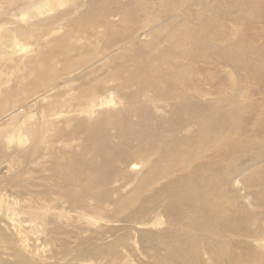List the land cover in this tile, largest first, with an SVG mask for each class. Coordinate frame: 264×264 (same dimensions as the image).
Listing matches in <instances>:
<instances>
[{
  "label": "bare ground",
  "instance_id": "6f19581e",
  "mask_svg": "<svg viewBox=\"0 0 264 264\" xmlns=\"http://www.w3.org/2000/svg\"><path fill=\"white\" fill-rule=\"evenodd\" d=\"M33 1L0 0V26L12 27L1 39L3 47L23 41L27 27L34 28L32 24L24 26L14 20L24 16ZM238 1L243 5L237 6ZM78 2L68 3L64 14L52 18L50 28L35 38L45 42L38 46L33 57L14 62V69L21 72L18 82L28 83L32 90L39 89L34 104L46 103L40 108L42 121L38 126L54 124L51 117L60 116L63 109H67L75 115L72 123V119L69 122L65 119V124L74 128L75 134L48 136V130L38 128V136L43 141L42 156L55 161L47 171L54 174L59 171L61 177L52 182L42 178L40 181L46 188L43 193L11 197L12 202L8 201L4 209L0 203V241L5 237L8 248L16 256L15 261H7L8 251L0 245V264H45L27 255L28 244L23 237L28 232L15 225L18 210L26 212L27 223L46 221L50 229L45 227L44 235L67 237L69 229L73 228L71 224L78 220L117 222L116 215L122 213L123 207H133L136 203L132 200L140 198V184L144 185L140 201L149 207L123 222L128 223V230L135 235L134 243L141 244L143 250V238L150 232H137V227L149 222L150 198L155 196L158 206L153 211L156 217L161 216L159 211L164 207L162 216L171 221L166 230L151 232L166 238L160 247L165 248L166 243L173 247L162 264H241L249 258L252 264H264V227L256 231V226L252 228L253 223H248L249 219L258 218V214L244 200L245 196L231 197L232 192L238 193L236 185L241 176L264 161V143L258 145V140L253 139L255 134H251L252 137L249 134L251 115L245 110L243 97L235 94V86L225 97L202 104L201 86L213 84L215 78L189 77L193 70L201 71L198 61L207 59L216 39L221 38L225 30L234 36L264 21L262 15L251 14L258 1L187 0L180 9L159 12L151 21L150 13L145 16L131 6H127L122 15L108 11L99 17L90 8L83 21L62 25L69 15L86 7L88 1ZM229 15L235 16V23L227 17ZM143 17H147L148 24L139 29L136 25ZM126 24H129L127 32L115 37L116 28ZM151 34L155 36L152 41ZM162 36L168 47L160 50L159 43L155 42ZM107 37L112 46L106 52L97 51L98 42ZM130 51H136L135 59ZM150 52L161 62L162 70L157 73V69L150 70ZM218 57L212 62L217 72L223 71V65L241 64L245 58L236 59L227 49ZM102 72L107 74L106 78L101 76ZM7 92L12 91L8 89ZM150 93L154 99H150ZM20 95L24 101H29L10 108V121L33 100L24 97L26 93ZM150 102L154 107L163 106L167 114L170 113L158 118L163 129L150 130ZM116 105L122 108L113 110ZM227 106L233 107V111L221 110ZM142 108L148 114L146 122L139 121ZM122 116L124 120L111 124L109 132L101 131L107 120ZM134 117L138 120H133ZM200 121L207 122V133L193 140L190 138L193 134H204L205 128ZM218 126L233 133V136L222 138V145L227 146L225 154H219L216 145ZM33 129L31 124L25 123L18 132L30 134ZM260 133L264 134V129ZM81 142L84 147L77 145ZM66 146L74 147L67 152H56L57 147ZM150 153L160 155L157 162L150 163ZM239 158L244 161L241 167L235 168L234 162ZM219 166L227 169L228 175H221ZM152 172L156 175L150 184ZM160 180L165 184L152 194L153 183ZM27 184L28 180L21 181L16 176L8 186L24 189ZM52 190L60 193L58 205L53 204ZM108 206H113L114 210ZM111 230L117 232L115 228ZM15 235L20 240L15 239ZM104 236H113V233ZM120 247L127 249L128 245L117 238L95 247L105 253L104 257H97L93 252H72L64 261L65 264H76V260L88 264H124L121 259L117 260L116 250Z\"/></svg>",
  "mask_w": 264,
  "mask_h": 264
},
{
  "label": "rangeland",
  "instance_id": "374dc122",
  "mask_svg": "<svg viewBox=\"0 0 264 264\" xmlns=\"http://www.w3.org/2000/svg\"><path fill=\"white\" fill-rule=\"evenodd\" d=\"M72 1L73 0H34L32 6L28 7L24 11V16L21 18H14V20H19V22L24 24V26H29V24H32L34 28L29 29V27H27L28 33L24 34V40L18 41L15 44L13 43L10 47H3L1 45V39L7 32L11 30L12 27L10 28V26L7 25L0 26V203H2L3 209L6 207L7 202H12V198L17 195L19 196L23 193L28 195L43 193L46 188L40 181L42 178H46L52 182L54 180L57 181L61 177V173L59 171H57L56 174L47 171L48 169L52 168V165L55 163V161L54 159H51L47 156H42L43 152L41 149H43V146L41 144L43 141L38 136V128L39 130L41 129L40 131L48 130V136H51L52 134L57 135V133H59L60 136L73 135L75 134L74 128L66 125L65 119L69 122L75 114L73 112H69L67 109H63V112L60 114V116L51 117L52 121L55 122L54 124L44 127L41 125L38 126V124H40L42 121L39 118L40 108L45 106L46 103L43 102L40 104H34V102H36L35 100H37L36 97L39 96V89L36 88L35 90H32L30 87L31 85L28 83L18 82L21 72L14 69V62L17 60L26 61V58L28 59L35 55L36 51L38 50V46L44 45L45 42L43 40H35V38L42 36L44 32L50 28L51 25H49V23L53 20L52 18L58 17L59 15L62 16L69 8L67 6L68 3H71ZM74 1L76 3L79 1L78 3H80L81 1L85 2L86 0ZM87 1L89 3H86V7L79 11V13H72L69 15L65 21H62V25H65L66 23L68 24L70 22L83 21L86 18L90 8L94 11V14L99 17L108 11L114 15H122L125 12L127 6L133 7L136 12L143 13L145 16L150 13L151 21L157 17L159 12L168 11L171 8L180 9L187 0H163V2H161L162 0ZM256 1L258 2L254 3L256 4V7H253L251 14H255V16L258 14L262 15V19L264 20V0ZM238 2L236 4L237 6L243 5L242 2ZM92 3L94 7L93 5L92 7L90 6ZM140 7L144 8L141 10ZM222 10H224V8ZM135 16L137 15L135 14ZM222 16L225 17V14ZM128 17L130 23L131 16L128 15ZM227 17H230L233 23L236 22L234 15H229ZM146 24H148L147 17L139 18V22L136 27L138 26L140 29V27H143V25ZM128 25L126 24L123 27L118 26L114 31V36L119 37L121 34L127 32L126 29H128ZM235 27L237 28V26ZM129 30L132 29L129 28ZM62 33L63 31H60V34ZM151 35L150 41H152L153 37H155L153 34ZM110 36L112 37L113 35L111 34ZM164 38L165 37L162 36L158 42H155L157 45L159 43L160 46L158 45V48L160 50L168 47L164 42ZM110 40V37L100 40L96 50L102 52L108 51L110 46H112V44L109 42ZM155 43H153L152 47ZM212 48V53L208 55L207 59L198 61L197 65L201 71L193 70L189 75V77L193 79L195 76L201 77L203 80H212V78H215L213 84L211 82L204 87L201 86L202 104H205L206 102H213L216 99L218 100L225 97L226 94L229 93V89H233L235 86V94L243 97V103L246 104L244 105L245 110H247L246 112L250 113L251 115L248 122L251 132L249 134H255L253 139L258 140V145L262 144V142L264 143V134L260 133L263 132L264 129V21L261 24L255 23L252 26H248L236 33L234 36H231V33H228V31L225 30V32L221 34V38L216 39L215 45ZM224 49L229 50V53L236 59L240 60V58L243 56L245 58L242 59L241 64L232 63L223 65V71L217 72L212 67V62L217 61L216 57H218ZM130 52L134 53L133 56L135 59L136 51ZM130 52H128V54ZM91 56L92 55H90V57ZM237 56L240 57L237 58ZM159 63H161L159 58L155 59L153 57V53L150 52V70L157 69L155 73L161 71L162 69L160 68ZM187 63L189 64V62ZM101 76L106 78L107 74L102 72ZM8 89H11L12 92L8 93ZM23 93H26L24 97H31L30 99L33 100L29 102L30 106L24 107L23 111L18 116H16L13 121H10L8 117V114L11 111L10 108L13 106H19L23 103L25 104L29 101H24L25 98L21 97L20 95ZM151 98L154 99V95L152 93H150V99ZM248 101L254 102V105L249 104ZM143 102L146 103V100H143ZM152 105L153 104L150 102V130L163 129L164 125L160 120H158V118L168 115L165 111L166 108L163 106L154 107ZM147 107V110H149L148 105ZM121 108L122 105H116L113 107V110ZM221 110H226L229 112L233 111V107L227 106L221 108ZM147 115V111L142 108L139 114V121L146 122L148 120ZM204 115L206 116V113H204ZM123 120V116L121 118H113L110 121L105 120L106 122L104 121L105 123L102 124L100 129H102V132H109L112 129L111 124L113 125V123L120 121L122 122ZM133 120H136V117H134ZM23 122L26 124H31L34 127L30 134H24L22 130L18 132V129L25 124ZM72 122L73 119L70 121V123ZM200 122V124H203V127L205 128L204 134L202 136H200L198 133L193 134L190 137L193 140L204 137L207 133V122ZM216 131L219 135L216 139V145L219 149V154H225L227 146L222 145V138L233 136V133L227 128H223L221 126H218ZM20 135H22V138ZM24 136L27 137V140L23 139ZM77 145L84 147L82 142L77 143ZM73 147H57L56 152H67ZM36 149H38V151H35ZM158 155L159 154L157 153H150V163L157 162L158 158L160 157V155ZM90 157L91 156L87 155V158ZM239 159L240 160H236L234 162L235 168L241 167L240 164H242L244 161L241 158ZM218 170H220L221 175H228L227 169H222L221 166H219ZM155 175L156 173L154 172L150 174V184H152L151 179L153 176L155 177ZM16 176L21 181L28 180L26 188L22 189L15 188L11 185L8 186L12 180V177ZM153 184V193L150 192V196L156 193L159 187L165 184V181L160 180L154 182ZM139 186V194L141 193L140 198L137 200H132L136 203L133 207L130 208L128 205L123 207L122 213L116 215V219L118 220L117 222H103L91 219L78 220L71 224L73 228L69 229L70 233L67 237L62 235H53V237L50 238L49 236L44 235L43 229L45 227L50 229L46 221L37 220L33 223H27L26 212H23V209L18 210L17 215H19V217L17 216L18 218L15 219V225H17L16 227L18 229L21 228L22 230H26L28 232L23 237L25 243L28 244L27 255L36 259H40V261L44 262L45 264H65L64 259H69L72 252H93L97 255V257H101L105 255V253L96 250L95 247L107 244L114 239L122 238L127 243L128 248L125 249L120 247L116 250L117 260L121 259V261H124V264H162V262L165 261L164 257L171 252L173 247H170L169 243H166L165 248L160 247L161 243L165 244L166 238H163L162 235H152V233L166 230L171 225V221H169L165 216H162V213L165 209L164 207L160 208L159 212L161 213V216L156 217L155 212L153 211V208L158 206V204L154 202L155 196L150 198L149 222L137 227V232H150V234L144 236L143 238V250L141 248V244L138 245L137 243H134L136 240L135 235H133V233L128 230V223L123 222L126 221L130 215H136L140 213L142 208L149 207L142 200L140 201V199L143 197L144 185L140 184ZM236 188L238 193L237 191L236 193L232 192L231 197L236 195L245 196L244 200L247 202V204L251 205L254 211L258 214V218H251L248 220H251L248 223H253L251 226L252 228H255L256 226V231L258 228L264 227V205L262 204V201L264 200V161H260L259 165L252 167L246 174L242 175L240 182H238L236 185ZM50 193L55 198L53 204L58 205L61 202V199L59 198L60 193L56 190H52ZM26 197L28 196H24V198ZM108 208H110L111 211L112 209L114 210L113 206H108ZM156 210H159V208ZM152 211L153 214H151ZM244 217L248 218L246 216ZM112 228L117 229V232L112 231ZM10 229L14 232L16 231L14 227H10ZM62 231L63 230L61 228L59 230L60 234ZM108 232L113 233V236H104ZM99 237L101 240H98ZM14 238L20 240V237L17 235H15ZM0 245L8 251V258L6 260L10 262L15 261L16 256L14 257V255L11 253V250L8 248V240L5 237H3L0 241ZM252 262V258H249V260H243L241 264H252ZM75 263L88 264L83 263L82 260H76Z\"/></svg>",
  "mask_w": 264,
  "mask_h": 264
}]
</instances>
